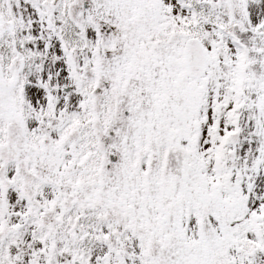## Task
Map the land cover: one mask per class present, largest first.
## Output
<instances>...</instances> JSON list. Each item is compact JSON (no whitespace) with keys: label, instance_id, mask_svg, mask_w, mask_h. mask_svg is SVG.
Wrapping results in <instances>:
<instances>
[{"label":"snow or ice","instance_id":"1","mask_svg":"<svg viewBox=\"0 0 264 264\" xmlns=\"http://www.w3.org/2000/svg\"><path fill=\"white\" fill-rule=\"evenodd\" d=\"M0 264H264V0H0Z\"/></svg>","mask_w":264,"mask_h":264}]
</instances>
